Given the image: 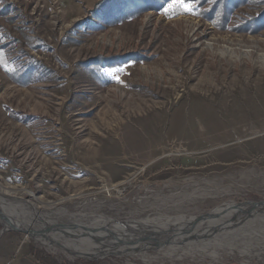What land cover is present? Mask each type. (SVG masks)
<instances>
[{
    "label": "rangeland",
    "instance_id": "1",
    "mask_svg": "<svg viewBox=\"0 0 264 264\" xmlns=\"http://www.w3.org/2000/svg\"><path fill=\"white\" fill-rule=\"evenodd\" d=\"M189 2L0 0V193L59 237L76 220L115 230L95 240L109 252L50 250L0 212V264L32 247L67 264H264L263 221L177 248L117 233L193 217L187 237L208 213L264 211L246 204L264 202V0Z\"/></svg>",
    "mask_w": 264,
    "mask_h": 264
},
{
    "label": "bare ground",
    "instance_id": "2",
    "mask_svg": "<svg viewBox=\"0 0 264 264\" xmlns=\"http://www.w3.org/2000/svg\"><path fill=\"white\" fill-rule=\"evenodd\" d=\"M261 88H263V85L259 84L257 89H261ZM226 96H227V94H224L222 97V103H224V104L226 102ZM11 198H13V197L8 193L7 194L6 193L5 194L0 193V212L3 215L2 217H3V221L5 223L6 228H8V229L9 228L21 229L23 227V225H29V224L32 225V226H34L35 229H32L31 231H28V232H30L31 236H34L35 239H41L42 242L44 243V245H46L50 250H53V249L56 250L55 246H59L62 249H71L72 248L77 253H83L86 251H88V252H109L110 251V249H102V248H100V246H97L95 244V240L97 238L104 237V235H109L108 237H111L110 236L111 229L115 232L114 228H112L108 222H104L103 218H97V220H99V221H97L96 218H94V220H96V221H93V223L95 222V226L98 225V227H96V228H87V227H89L87 225V224H89V222L87 224H84V223H80V220H76L77 224L73 223L71 225H69L67 223L61 224L60 223L61 221H57L56 224L69 226L67 228V230L69 231L68 232L69 235L66 236L65 238L63 236L59 237V235L54 233L53 229L49 228V226L44 224V220H45L44 217L41 218V216L40 217H36V216L31 217L30 216L31 219L29 221L22 218L23 215L24 216L26 215L25 209L28 207V204H30V203L26 202V200H13ZM246 204H250L253 207V209H255V208H258L261 210L264 209V202H257V203L256 202H249ZM3 205H5V208ZM238 205L242 206L245 204H238ZM30 207H34V206H32V204H31ZM237 208H239V207H237ZM230 209H231V207H228V208H225L224 210H222L220 212L208 213L207 215H205L203 217V219L214 218V217H218V218L210 221V224H208V225H205V223L202 222L200 224V226H198V230L196 231V233H192L191 235H188L187 237H184L183 236L184 234L180 235V236H177V235L182 234V233H186V230L190 227H191L190 230H194L195 226L190 225L186 228V226L189 223L193 222L192 221L194 219L193 217L188 218V219L181 218V220L183 219L185 221L184 223H186L185 224L186 226H177L176 228H174V227L169 228V225L168 226L164 225L161 228V225H152L149 223L134 224V225H136L135 227L132 224L119 225L116 227L119 228V230H121V231L117 232V233L120 234L121 232L123 233L124 230L127 231L128 228H130V229L132 228L131 229L132 231H130V232L128 231V233H130V234H128V235L120 234L121 236L123 235L122 236L123 239L126 238L129 240L136 238L135 236H137V235H143L146 233H150L151 234L150 236L155 235V234H160V235L162 234V235H166V236L174 238L176 240L174 242L175 245H171V247L173 248L175 246V248H177L176 244L178 247L181 245L183 247L184 246L188 247L187 244L192 243L189 241L192 239H195V238H196V240H200V239L202 240L204 238V241L205 240L209 241L213 238L216 240V238H219L220 235L215 234V236L212 238H210V237L205 238V236L207 235L208 232H213L214 229L218 228V224L221 222L225 223V224L227 223L228 225H233V226L241 223L242 221H244L246 219L249 220L247 223H255L254 221H256V220L258 222H260V221L264 222V211H259V213H255L252 215H248V214L243 215V214L237 213L235 211H232V209L231 210ZM34 219H36V221ZM200 219H201V217H197L196 221H199ZM216 221L218 223H216ZM100 223H102V224L100 225ZM118 224H120V223L118 222ZM38 227H40V228H38ZM155 228H159L158 229L159 231H155L156 230ZM222 228H225V227L223 226ZM25 229L27 231V228H25ZM57 229H59V228H57ZM105 229H109L110 231H106ZM152 230L154 232H151ZM221 231H224V229ZM92 232H94V233H92ZM65 233L66 232H64V234ZM224 233H226V232H224ZM224 233H222L221 236ZM84 236H86V237H84ZM113 236L115 237L114 234H113ZM122 238H117V239H119L120 243L123 241ZM177 239H182L181 240L182 244H179ZM137 240H139V239H137ZM137 240H134V241H137ZM157 244H159V242H157ZM196 244H197V242H196ZM143 245H144L143 247H145L147 245L146 248H150L148 243H145ZM131 246H133V245H131ZM131 246H130V248H131ZM133 247L130 249V251L128 253H126V255L135 254L138 256H142L143 258H145V256H147L146 252H137L136 250H133L134 249ZM171 247H169V248H171ZM137 248L139 249V247H137ZM117 250H118V248H117ZM124 251L125 250H118L117 252L123 253Z\"/></svg>",
    "mask_w": 264,
    "mask_h": 264
},
{
    "label": "trees",
    "instance_id": "3",
    "mask_svg": "<svg viewBox=\"0 0 264 264\" xmlns=\"http://www.w3.org/2000/svg\"><path fill=\"white\" fill-rule=\"evenodd\" d=\"M156 1H157L156 4H158V5L162 2V0H156ZM218 3H219V0L218 1L215 0V5H217ZM220 4L221 3H219L218 5H220ZM176 7H177L176 9H181L182 8V7L179 6V4H177ZM218 7H219V10L221 9L222 11H223V9H225V7H223V8H221V6H218ZM219 13H220V11H219ZM226 15H225V17L224 16H220L219 18L222 19L223 21H225L226 20ZM216 17H218V14L215 15V18ZM30 253H31L32 257L35 259V261L38 264H67V263L59 262L58 260L53 258L51 255L45 254L43 251L37 250V249H35L33 247L30 248ZM75 264H97V263H95L94 261H85V262H78V263H75Z\"/></svg>",
    "mask_w": 264,
    "mask_h": 264
},
{
    "label": "crops",
    "instance_id": "4",
    "mask_svg": "<svg viewBox=\"0 0 264 264\" xmlns=\"http://www.w3.org/2000/svg\"><path fill=\"white\" fill-rule=\"evenodd\" d=\"M2 264H38L33 258L31 257H19V258H14L13 260L6 261V263Z\"/></svg>",
    "mask_w": 264,
    "mask_h": 264
},
{
    "label": "snow or ice",
    "instance_id": "5",
    "mask_svg": "<svg viewBox=\"0 0 264 264\" xmlns=\"http://www.w3.org/2000/svg\"><path fill=\"white\" fill-rule=\"evenodd\" d=\"M176 4H179L181 7H183L186 11H192L193 4L189 2V0H174V3L169 5V8L176 6Z\"/></svg>",
    "mask_w": 264,
    "mask_h": 264
},
{
    "label": "water",
    "instance_id": "6",
    "mask_svg": "<svg viewBox=\"0 0 264 264\" xmlns=\"http://www.w3.org/2000/svg\"><path fill=\"white\" fill-rule=\"evenodd\" d=\"M257 203V202H256Z\"/></svg>",
    "mask_w": 264,
    "mask_h": 264
}]
</instances>
